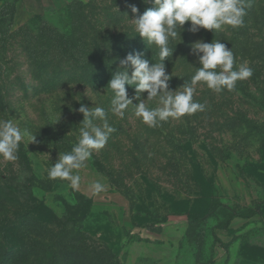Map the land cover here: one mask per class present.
<instances>
[{
  "label": "rangeland",
  "instance_id": "obj_1",
  "mask_svg": "<svg viewBox=\"0 0 264 264\" xmlns=\"http://www.w3.org/2000/svg\"><path fill=\"white\" fill-rule=\"evenodd\" d=\"M78 2L105 6L114 0H0L2 78L32 83L19 32L57 25ZM245 3L243 27L227 26L216 40L232 48L238 64L256 65V81L244 84L254 93L205 98L197 86L194 96L201 99L194 100L206 104L205 111L155 128L136 117L134 106L123 118L108 114L116 131L94 154L114 177L100 172L92 155L77 170L78 190L49 179L59 154L77 143L82 121L68 125L50 94H26L19 85L9 92L11 119L36 136L23 142L39 187L30 195L18 161L0 157V224H21L17 214L26 217L21 232L29 234L36 264H59L65 257L81 264H264V0ZM230 28L239 31L240 49ZM94 95L85 93L91 101ZM46 121L53 128L48 135L33 130ZM198 170L211 181L208 198ZM96 180L104 191L91 189Z\"/></svg>",
  "mask_w": 264,
  "mask_h": 264
},
{
  "label": "trees",
  "instance_id": "obj_2",
  "mask_svg": "<svg viewBox=\"0 0 264 264\" xmlns=\"http://www.w3.org/2000/svg\"><path fill=\"white\" fill-rule=\"evenodd\" d=\"M131 4L138 7V14L131 12L128 6ZM150 7L152 3H145L144 0H114L111 5L105 6H98L93 2H78L74 5L72 14L61 19L57 25H44L37 32L26 26L23 27L19 32L22 37L19 44L33 82L25 84L17 77L15 79L17 83L15 80L8 83L2 78L3 71L0 67V120L11 119L10 110L13 104L7 97L17 85L26 94L29 90H32L34 96L50 94L55 100L56 112L65 117L67 124L71 126L78 118H80L79 121L84 119L83 114L78 111L81 105H88L89 108L102 106L110 114L108 109L113 93L110 88L107 89V86L112 75L121 70L118 69L120 60L125 58L129 52L136 51L143 53L144 58L150 62L159 60L158 48L148 44L147 40L140 37L130 24L131 18L142 15ZM190 27L191 22H186L184 31L178 29L181 35L170 44L173 55L168 57L165 64L168 74L173 73L169 81L171 90H176L185 81H190L197 68L200 67L198 58L191 53V45L197 40L210 43L223 35L219 30L210 31L203 28L197 33H192L189 31ZM230 29L235 36L233 38L235 50L240 49L242 43H237L239 31ZM250 67L253 69L251 79L256 81V65L252 63ZM245 82L247 83L246 80L238 81L234 90L225 89L220 93L200 83L198 85L202 86L200 97L214 98L218 94L223 95L233 93V91L246 95L253 94L252 89L244 87ZM126 87L129 96H135L134 87L127 85ZM88 92L96 95H94V101L86 98L85 93ZM200 97L194 96V99L199 100ZM143 98H147V92L143 93L141 99ZM42 113L46 114V110L43 109ZM51 128L46 121L42 126L35 125L33 130L48 135ZM93 157L100 172L114 177L108 165L94 153ZM16 160L19 164L23 188L25 187L30 195L37 193L35 192L39 187L35 185L37 177L23 141L20 143ZM198 174L202 195L208 198L212 190L211 181L207 180L199 170ZM249 213L253 215L254 211ZM17 215L22 218L21 224L10 219L0 224V264H36L29 234L21 232L25 226L26 217L22 214ZM17 224L20 225L17 226ZM76 261L81 264L77 258L70 261L65 257L60 259L59 264H78Z\"/></svg>",
  "mask_w": 264,
  "mask_h": 264
},
{
  "label": "clouds",
  "instance_id": "obj_3",
  "mask_svg": "<svg viewBox=\"0 0 264 264\" xmlns=\"http://www.w3.org/2000/svg\"><path fill=\"white\" fill-rule=\"evenodd\" d=\"M152 3V7L142 15L131 19L134 30L148 44L158 48V62H150L143 53L129 52L120 60V71H116L109 81L107 89L113 95L108 111L112 115L123 118L129 106H134L136 117L149 127H159L163 122L191 116L203 112L206 104L194 100L197 86L203 83L207 88L220 93L227 89H235L238 81L246 80L253 75V69L247 61L237 63L232 48L229 49L220 40L210 43L197 40L191 45V53L198 58L200 67L190 81L171 90L169 81L173 73L168 74L165 61L173 55L170 44L177 39L186 22H191L189 31L206 30L224 31L227 26L236 28L244 24L247 15L245 0H144ZM131 12L139 13L136 5H128ZM127 86H133L135 96L130 97ZM147 92V98L141 99ZM137 100L139 103L134 104ZM155 101L156 106H149ZM83 114L77 143L71 151L59 154L55 164L48 169V178L69 182L73 190L80 188L82 177L77 170L85 168L86 162L94 152L105 147L116 128L108 120V112L102 106L78 109ZM100 121L101 123H97ZM27 139L36 140L28 130H22L14 119L0 120V157L7 161H15L20 143ZM95 193L105 190V185L96 180L91 183Z\"/></svg>",
  "mask_w": 264,
  "mask_h": 264
}]
</instances>
